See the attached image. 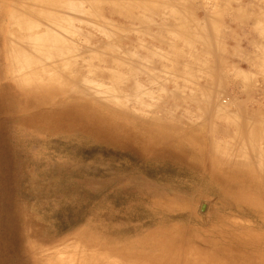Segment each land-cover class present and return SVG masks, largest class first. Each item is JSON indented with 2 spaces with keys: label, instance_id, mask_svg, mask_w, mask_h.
I'll list each match as a JSON object with an SVG mask.
<instances>
[{
  "label": "rangeland",
  "instance_id": "374dc122",
  "mask_svg": "<svg viewBox=\"0 0 264 264\" xmlns=\"http://www.w3.org/2000/svg\"><path fill=\"white\" fill-rule=\"evenodd\" d=\"M88 1L73 40L127 114L65 67L19 82L50 8L0 0V264H264V0Z\"/></svg>",
  "mask_w": 264,
  "mask_h": 264
},
{
  "label": "bare ground",
  "instance_id": "6f19581e",
  "mask_svg": "<svg viewBox=\"0 0 264 264\" xmlns=\"http://www.w3.org/2000/svg\"><path fill=\"white\" fill-rule=\"evenodd\" d=\"M43 2L50 10L45 11L41 19L37 20L36 23H32L31 26L28 27V32H25L24 36L21 35L18 38L22 45L17 47L18 53L16 56L14 55L15 59H13L14 69L12 67L11 69L14 73L19 74V77L17 76L19 82L22 84L27 83L29 81L27 80L28 77L34 72H37L34 74L38 77L35 80L36 83L34 87H38L37 90H45L49 88L47 87L49 82L53 81V79H58L60 68L65 67L70 69V71L81 73L83 76L81 78L80 76L78 77V75H73L74 77L71 78V81L75 89L68 90L66 91L67 93L74 94L78 90L90 87L93 90V98L89 97L90 99L99 103L101 101L103 106L112 105L115 111L124 114L129 113L131 110L126 107V102H124L120 96L109 98L111 93L116 92L115 89L111 91L109 88H105V85H100L99 82H96L95 77L100 76V71L94 66L86 65L87 62L85 61V57L87 56V51H89L87 50L88 40H92L83 38L82 42L85 46L81 48V51L78 43L73 40V38L76 37L73 31L75 22H83V24L87 25L91 20L87 17L83 19L77 18L73 16L70 11L75 12L83 10L82 8H85V4L90 8V6H92L91 2L88 0H86V2H83V0L80 2H78V0H43ZM69 40H73V42L71 43ZM107 46L108 45H104L103 47ZM25 47L27 49H25ZM11 48L12 45H10V49ZM23 49H25V52L21 53ZM29 51L33 52V54H30ZM98 59L102 64H105L106 67L109 63L112 65H121V59L110 57L108 61L105 60V58L103 59V56ZM82 60H84L83 64L80 62ZM110 75L111 78L115 79L116 76L113 74ZM120 80L121 78L118 76L116 81ZM136 87L137 86L134 87V92H139V90L136 91ZM73 96L77 98V96ZM259 177L262 185L259 183L260 186H258L257 189L258 191L262 190L260 194L264 195V175ZM251 178L250 189H255L256 186ZM248 181L246 177H237L236 184L232 188H229V190L235 193V190L242 182L248 183ZM235 194L238 195L237 192Z\"/></svg>",
  "mask_w": 264,
  "mask_h": 264
}]
</instances>
